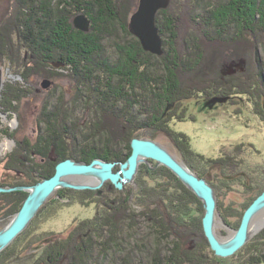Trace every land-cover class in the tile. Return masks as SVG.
<instances>
[{
	"label": "rangeland",
	"instance_id": "obj_1",
	"mask_svg": "<svg viewBox=\"0 0 264 264\" xmlns=\"http://www.w3.org/2000/svg\"><path fill=\"white\" fill-rule=\"evenodd\" d=\"M106 1L109 2V0ZM106 1L0 0V72L2 77L0 103L4 101L3 98L6 91L7 98L8 96L10 97L9 93L11 92L9 89H12L15 93L21 92L20 94L24 96L21 97L19 102L15 103V108L12 110L9 109L7 111L5 107H0V188H5L3 187L5 184H12V188L28 187V185L33 186L31 182L33 178L36 182L42 180L39 174L38 176L34 175L36 173L32 175V172L31 176H29L30 178H24L23 176L16 178L19 174L14 175L9 169L5 168L9 163L14 164V166H19L20 169L24 170L27 174L33 170V166L44 165V169L38 167L37 171L44 174L54 172L52 175L54 176L56 166L62 162L58 161L55 149H52L46 157L39 156L36 154V151H30L28 153L29 155L27 154L26 157L22 154L23 151L21 148L17 149L18 146L23 145V143L32 145L37 142L39 137H43V141L49 138L47 131H45V134L42 136V131L46 129L44 121L43 123L38 121V119H40V114H42V110L45 108L48 112L54 113L56 116L60 115V117H62L61 119H63L64 116L68 118L67 130L76 134L78 147L74 148V144L68 142L70 146L66 151L71 155H76V158H80L81 154H84V152H86L88 156L91 155L94 152H92L94 148H98L100 151L104 150L105 152L109 147L108 149L114 152L115 149H120V143L126 149L129 148L132 153L131 141L134 138L130 139L128 142L124 139L128 138V133L121 128L122 123H124L122 119L116 118V121L115 119L113 120V116L107 111L105 112L107 113L106 116H102V113L99 111L101 107L98 108V112L96 110L94 97L92 96V98L91 95L88 94L86 95V99L84 95L78 92L79 88L84 89L87 85L93 86L92 88L95 90L97 85H93L92 82H94V79L96 81V79L99 78L98 75L92 76L97 78L93 80L88 79V81L87 79L79 78L78 81L85 87L79 86L80 84H78L77 80L76 83L72 75L76 72L71 66L65 67L64 64L62 65L59 63L57 55L56 57L53 56L54 53H51L53 59L51 54L49 55L48 53V55H44L43 57L42 50L40 51V48H38L40 45L38 42H34L37 40L39 41L40 37L43 41H46V39L50 41L48 37L49 34L46 32L49 28H46L43 23V19H45L43 15H46L42 10L43 6H45L44 4H46V6H48L47 9L50 11L52 10L54 14L55 12L59 14L57 16L56 14L53 15V28L57 26L61 27L62 25L66 27L69 23L72 25L75 32L78 31L83 34L94 35L97 33V30L101 31L99 27L103 26V20L101 21L99 18L95 21L92 20V18L83 11H78L76 8L74 9V4L78 2L80 5L85 6L95 2L98 3L99 6L105 7L107 5ZM171 1L172 0H170L168 8L158 11L156 18L161 11H166L164 13L165 15L168 14L167 10L173 5H171ZM122 2V4L116 3L114 6L116 9L115 15L121 18L120 21H122V23L126 22L130 36H126L119 26H117L115 32L111 33L112 35L109 36L111 40L106 41L104 44L109 54L108 58H110V64L117 61L118 53H116V47L118 44L122 46L125 45L123 49L126 55L130 52L134 56V50L130 51L129 38H134L139 41L129 29L131 18L138 10L139 0H124ZM176 2H178V0ZM124 3H126V5H124ZM160 14L161 24H164L162 12ZM79 17H84L85 20H87V31H82L75 26V22ZM155 21L159 31L157 20ZM81 22L83 21H80V23ZM4 26L6 30L3 29ZM103 31L109 33L108 29L104 27L102 29V32ZM30 32H35L39 35V38L30 36L31 38H28L24 42L22 37H25L26 33L28 34ZM66 33H68L69 37L70 34H72L70 30L69 32L66 31ZM168 37H171L170 34ZM168 39L169 38H167V40ZM167 40L162 38V48L164 49V47H167L169 51H172V55L176 57L175 53H173L176 51V48L174 49L172 45L173 40L170 41L169 39L168 42ZM140 47L143 52L142 57L143 54H151L144 50L141 43ZM257 51L264 64L263 46H258ZM240 52V56L237 57L235 56L237 54L235 51L228 52L226 49L221 57L215 58L212 61L211 67H204L203 70H199L200 73L197 72V70L194 72L196 74L188 76L191 77V83H193L192 86H194V89L201 91L214 85H220L218 89L223 90L224 87L222 86L227 85L226 83L229 80L233 82V84L231 83L232 86L230 87L227 85L229 87L227 91L231 89L235 95L234 97H219L221 95L218 94L217 96L212 95L213 97L211 96L210 98H203L204 96L201 95L199 99L202 100H198L197 98H195V100H184V102L174 107L170 104L171 106H168V111L167 107L165 109V106H161L160 108L159 103L157 104L156 101H154L153 108L150 107V105L142 113L139 112L140 107L138 105L134 106L133 109L134 113L137 115H135V118L139 123H143L155 117V113L159 116V119L163 118L164 120L161 122L164 127L158 128L160 131H157L155 128L146 129L143 135L137 138L149 139L153 137L156 142L165 147L178 160H181L183 157L187 162L191 161L197 166L195 168L199 172L204 173L205 178L203 179L210 180L215 185L219 183L217 191L215 189L218 201L216 232L222 241L229 240L239 228L243 215L248 208H246L245 204L251 198L253 199L256 194L261 195L264 192V122L261 121L263 120L261 119L262 117L258 115L260 111L261 114H264V91L260 90L258 85V71L254 68L257 66L255 55L252 58L253 54L249 52L247 57L250 58L244 59L246 52L244 49ZM151 55L160 59L163 57L154 54ZM207 57L210 56L207 55ZM71 60H73V57ZM152 61L154 62V60ZM196 62L197 61H195V63ZM246 66L248 68H246ZM159 68L160 67H158V69ZM249 68L253 69L251 70L250 76L244 77L246 72L249 71ZM204 71H206L207 74H204ZM224 71L227 72L223 73ZM154 75H159L164 79L163 72L158 71ZM234 78H237L240 82H237ZM194 79L195 81H193ZM84 80L85 82L87 81V83H83ZM99 80L100 82L102 80L104 82L107 78H99ZM117 81V78L115 81L113 80V82L110 80L112 86L109 85V82L107 84L104 83V86L100 88V90L105 92L106 87H113L114 93H118V95L121 96ZM187 86L185 90H187ZM234 87H236V89H234ZM237 92H243L244 94L238 97L236 96ZM120 99L122 101L124 100V98ZM232 102L236 105L233 106L234 104H232ZM178 106H180V111L177 114H173L172 111L170 112V110L176 109ZM17 107L18 109L16 110ZM4 109L7 112H4ZM254 114H257L258 117L254 116ZM181 115H185V120L179 122ZM42 120L44 119L41 116L40 121ZM172 132L186 135L189 138L192 151L203 156L205 159L199 160L196 156L189 153L186 154L184 151L179 150L180 144L178 143L179 145H177L175 143L174 137L171 134ZM107 141H109L110 144ZM176 142L178 141L176 140ZM107 144H109L108 147ZM183 148L186 147L184 146ZM224 156L226 158L224 162L226 161L227 164H224L223 171L230 177L232 174L235 176V182H232V186L228 189H225V186L221 185L222 180H224L223 175H221L222 167L220 168L218 165L210 166L207 164V161L211 159H218L217 161L220 162V159L222 160ZM25 157L31 160L29 164L23 163L26 162ZM231 158H234V160L236 159L235 162L238 161L239 163L237 165L228 163ZM12 159L14 163L11 161ZM95 159H97V157L92 159L88 164L92 163ZM15 161L17 165H15ZM149 162L152 170L162 167L160 166L154 169L155 162L152 160ZM50 163L54 166H48ZM192 163L189 164L193 167ZM28 168H31V170L29 169V171ZM118 169L119 165L115 167V170ZM152 170L148 165L141 164L134 180L136 186L125 184L121 191L117 190L110 182H106L105 185L98 190L80 191L59 189L49 198L44 206L41 207L39 213L28 228L15 239L14 242L0 252V264H51L50 262H53V264H65L64 257L63 259L59 257L63 249L61 245L62 240L66 238L65 240L68 242L72 241L67 245L72 252L76 248V250L81 249L84 241L81 234L92 230L94 224H96V221L93 222L94 219L98 217L99 220L97 223L100 219L103 220V218L109 216L108 212L111 211L112 213V209H115L117 205L123 203V200L129 204L131 209H136L139 213L141 212V208L135 205L136 191H138L137 193L139 194L140 191H142V186L139 187L137 183L140 177L139 172H150ZM195 172L197 173L196 170ZM73 182L75 181L73 180ZM82 182H84L83 179L76 181V183L80 184H82ZM246 183H251V188H253L252 192H248L245 189L244 186ZM254 184L259 186L256 187ZM254 186L256 187L255 189ZM85 192H90L91 194L85 196ZM9 193L14 192H8V194ZM16 193H21L26 195V198L28 197V193L25 191H16ZM2 194L5 193H0V196ZM5 202L4 198L0 199V231L3 230L11 222L15 214L20 211L18 210V212L13 215L10 214L14 202L10 205L12 207L11 209ZM158 207L164 212L165 208L163 204L159 203ZM136 210L135 212H137ZM152 210H156V206H151L146 212L151 213ZM203 210L204 207L202 208V211ZM130 214L132 213L128 212L127 216H130ZM190 216L191 219L189 218V223L190 225L192 223L196 224V229H190V233L194 235L190 234L183 245L187 253V260L184 264H244L248 260V257L253 254L254 250L259 251L264 249V226L258 229L256 218L252 224V235L247 244L234 256L219 258L215 256L204 236L203 227L200 224L204 217V215L202 216V212L199 214L193 213ZM147 218H145V216H139L135 219V222H133L134 217L132 216L133 221H130L128 217L126 220H119L118 223L112 222V224H109L106 229V234L104 232L101 237L94 238V240L92 239V244L95 249L93 254H96V261L94 263L158 264V260L163 256L165 257L164 252L167 253L168 244L167 242L165 243V239H163V241L161 240V244L159 243L155 234L157 227L152 225L151 220L149 221ZM258 218L263 220L264 212L261 213ZM7 219L9 220L6 221ZM187 232H189V230H187ZM112 235H114V237L111 238ZM195 238L197 240H195ZM72 252H68L66 260L71 257ZM78 257L79 256L76 258Z\"/></svg>",
	"mask_w": 264,
	"mask_h": 264
},
{
	"label": "trees",
	"instance_id": "obj_2",
	"mask_svg": "<svg viewBox=\"0 0 264 264\" xmlns=\"http://www.w3.org/2000/svg\"><path fill=\"white\" fill-rule=\"evenodd\" d=\"M122 1L124 0H109V2L106 1L107 5L105 7L99 6L98 3L95 2L85 5L86 7L80 5L78 2L74 4V9L76 8L78 11H83L86 15L92 18V20L95 21L98 18L101 19V21L103 20V26L99 27L101 31L97 30V33L94 35L83 34L82 32L78 31L75 32L72 25L69 23L66 27L62 25L61 27L57 26L56 28H53V15H55L56 12L54 14V12L47 9L48 6L44 4L45 6H43L42 10L46 15H43L45 18L43 19V23L45 24L46 28H49V30L46 29L48 30L46 32L49 34L48 37L50 38V41L48 39L43 41L42 38H39V35H37L35 32L28 33L30 35L26 33V36L22 37V39L25 42L32 36L38 37L39 41H34V38L33 41L38 42L40 45L38 48H40V51L42 50V56L44 57V55H50L51 53H54V57L57 55L59 63L62 65L64 64L65 67L71 66L72 69H74L76 73L72 75L74 76L75 81H78L79 78L87 79V81L88 79L93 80L94 78H97L92 77L94 75H98V77L102 79L107 78V80H104V82L103 80L100 82L99 78H97L96 81L94 79V82L92 83L93 85H97L95 90L92 88L93 86L91 87L90 85H87V87H85L80 81H78V84H80L79 86L83 88L85 87L84 89L79 88L78 92L84 95L86 99V95L88 94H90L91 97L93 96L95 107L97 108L93 109H96L98 112V108L101 107V110L99 111L102 113V116H106L107 113L105 112L107 111L111 116H113V120L115 119L116 121V118L122 119L124 123H122L121 128L128 133V138H124L126 142L130 141V139L141 137L146 129L157 128V131H160L158 128L164 127L163 124H161V122L164 121L163 118L159 119V116L156 115V113L154 114L155 117L148 119L143 123H139L136 120V114L133 111L134 106L136 105L140 107L139 112L142 113L150 105V107L153 108L154 101H156L157 104L159 103L160 108L161 106H165L166 109V107L168 108V106H171L170 104H172L174 107L175 105L184 102V100H192L195 98L199 99L201 98V95L204 96L203 98H210L212 95L217 96L218 94L221 95L219 97H234L235 95L231 89L227 91V89L232 86L231 83L233 84V82H230L229 80L226 83L229 87L222 84V87H224L223 90L218 89L220 85H214L201 91L194 89V86H192L193 83H191V77H188L192 74H196L194 72L197 70V72L200 73L204 67H211L212 61L215 58L221 57L226 49L228 51H235L237 53L235 56L237 57L240 56V51L242 49H245L244 51L246 52V57L249 55V52L253 54L252 58L255 55L257 66L254 68L258 71V85L260 90L264 91V64L262 63L257 51L258 46H263L264 48V28H262L264 27V0H178V2H176L177 0H172L171 5H173L170 6V10L168 9V14L165 16L164 13L166 11H161L164 15L165 25L161 24L160 21L161 12L158 14L156 20L157 25L159 26V33L161 37L163 39L169 38L173 40L172 45L174 49L176 48V51L173 53H175L176 57L172 55V51H169L167 47H164L165 53L161 59L151 54H143L142 57L143 52L140 49L141 47L139 41L134 38H129L130 51L134 50L133 53L135 55L133 56L130 52H128L126 55V52L123 49L125 48V45L122 46L118 44L116 47V53H118L117 61L110 64V58H108L109 54L106 51L104 44L106 41L111 40L109 37L112 35L111 33L115 32L117 26H119L126 36H130L126 22H124L125 24L122 23V21H120L121 18H118V15H115L116 9L114 6L116 3L122 4ZM126 3H124V5H126ZM57 15L59 14H56V16ZM103 27L108 29L109 33H105L106 31L102 32ZM261 29L263 31H261ZM69 30L72 33L70 34V37L68 33H66V31L69 32ZM169 34L171 37H168ZM52 54L51 57L53 59ZM207 55L210 57H207ZM245 56L244 59L250 58H246ZM72 57L73 60H71ZM152 60H154V62ZM195 61L197 62L195 63ZM158 67L160 68L158 69ZM251 70L253 69L249 68V71L246 72L244 77L250 76L252 72ZM158 71L163 72L164 79L159 75H154ZM226 72L224 71L223 73ZM205 73L207 74L206 71H204V74ZM84 74L85 76H83ZM116 78L118 80L117 83L119 84L118 87L120 89L121 96H119L118 93H113V87H106L105 92L100 90V88L104 86V83L107 84L109 82V85L112 86L111 82H113V80L115 81ZM235 80L240 82L237 80V78ZM87 81L85 82L84 80L83 83H87ZM193 81H195V79ZM186 86L187 90H185ZM234 89H236V87H234ZM9 90L11 92L9 93L10 97L8 96L7 98L6 91L4 93V101L0 103V106L2 108L5 107L7 111L9 109H14L15 103L19 102L21 97H24L20 94L21 92L15 93V91L12 89ZM242 94L244 93L237 92L236 96L239 97ZM120 98H124V100L122 101ZM232 104L234 103L232 102ZM235 105L236 104L233 106ZM177 108L170 110V112L172 111L173 114H177L180 111V108ZM17 109L18 107L16 110ZM7 111L5 110L4 112ZM262 114L261 111L258 112V115H260V117H262L261 119H263L261 121L264 122V114ZM258 115L254 114V116L257 117ZM41 116L44 119L42 121H40ZM39 118L40 119H38V121L41 123L44 121L46 128L44 131H42V136L45 134V131H47L49 138L44 139L43 141V137H39L37 142L33 143L32 145L29 143H23V145L18 146L17 149L21 148L23 151L22 154L26 157L30 151H36V154L39 156L46 157L52 149L56 150L59 162L67 159H77V161L89 163L96 157L111 162H125L131 155V150L129 148L126 149L123 147L121 143L119 144L120 149H115L114 152L109 150L108 146L110 142L107 141L109 144H107L108 148L105 152L104 150L100 151L98 148H94L95 150H92V152H94L91 155L88 156L86 152H84L85 155L81 154L82 158H76V155H71L66 151L70 144H74V148L78 147L76 134L67 130L68 118L64 116V118L61 119L62 117H60V115L56 116L54 113L48 112L46 108L42 110V114H40ZM184 118L185 115H181V119L183 120ZM171 134L173 135L174 140H177L178 143L181 144L179 145V150L183 149L182 151H184L186 154L189 153L194 155L199 160L205 159L203 156L192 151L189 138L186 135L174 132ZM184 146L186 147V150L183 148ZM217 160L218 159H211L207 161V164L210 166L218 165L220 168L223 167L225 163L227 164V162H224V159H222L223 161L220 159V162ZM235 161L236 159L234 160V158H231L228 163L237 165L239 162ZM12 162L14 163L13 159ZM15 165H17L16 161ZM52 165L53 164L50 163L48 166ZM38 167L44 169L45 166L37 165L33 166L32 168L34 171H36L37 175L39 174L41 179H48L52 177L54 172L43 175L42 172L37 171ZM195 167L197 166L193 164L194 170L197 171L196 174L201 178H205L204 173L199 172ZM223 168L221 170V175H223L224 180H222V183H220L222 186H225V189H228L230 186H232L231 183L235 182V176H233V174L231 177L226 175V173L223 171ZM33 170L28 173L29 176H31V172L33 173ZM152 171L139 172L140 177L138 178L137 183L139 187L142 186V191H140V194L137 193L138 191H136L135 200L137 203L135 202V205L141 208V212L139 213V211L134 208L137 211L135 212V210L131 209L129 204L123 200V203L117 205L115 209H112V213L111 211L108 212L109 216H106L107 218L105 217L103 220L100 219L101 222L99 221L98 223V217L93 220V222L97 220L96 224L93 226V229L89 232L81 234L84 239L81 249L76 250V248L72 252L67 247V245H69L72 241L68 242L67 240H62L61 245L63 249L61 251L59 248V250L64 255L60 253L59 257H62V259L64 257V260H66L68 257L67 252H72L71 257L65 261V264H92V262L95 264L94 262L96 261V254H93L95 249L92 244V239L94 240V238L101 237L104 232L106 234V229L109 224H112V222L118 223L119 220H126L128 217L130 221L134 220L133 222H135V219L139 216H145V218L148 217L147 219L149 221L151 220L152 225L157 227L155 234L156 238L159 240V243L161 240L163 241V239H165V243L167 242L168 244L167 253L164 252L166 258L164 256L160 258L161 262L159 259L158 264H184L186 262L187 253L184 250L183 245L189 235L193 234L190 233V229H196V224L192 223L190 225L189 223V218L191 219L190 215L193 213L199 214L202 212L203 216L205 211H202V203L197 199V197L191 191H189L168 169L161 167ZM207 181L217 191V186L219 183L215 185L212 181ZM31 182L34 183L33 185L38 183L34 179H32ZM255 186L254 189L259 185L256 187ZM244 187L248 192L253 191V188H251V183H246ZM89 193L90 192H85L84 194L88 195ZM259 195L260 194H256L253 199L251 198L245 204L246 208L249 207ZM0 198H4L6 200V204L10 209L12 208L10 205L14 202L12 205V212L10 213L13 215L21 209L26 195H21V193L2 194ZM159 203L163 204V207L165 208L164 212L162 209H160V207H158ZM151 206H156V210H152L151 213L146 212ZM128 212L132 214L127 216ZM132 216L134 217L133 220ZM8 220L9 219L6 221ZM200 224L202 226V223ZM187 230H189V232H187ZM112 237H114V235H112L111 238ZM195 240L197 239L195 238ZM77 256L79 257L76 258ZM50 263L53 264V262ZM244 264H264V249L259 251L254 250L253 254L248 257V260Z\"/></svg>",
	"mask_w": 264,
	"mask_h": 264
},
{
	"label": "water",
	"instance_id": "obj_3",
	"mask_svg": "<svg viewBox=\"0 0 264 264\" xmlns=\"http://www.w3.org/2000/svg\"><path fill=\"white\" fill-rule=\"evenodd\" d=\"M169 4L170 0H139L138 10L132 16L129 24L131 33L139 39L144 50L157 56H163L164 49L162 48V38L156 26V15L159 10L168 8ZM80 21L83 22L80 23ZM87 25L88 22L84 17H79L75 22V26L82 31H87ZM1 88L2 77L0 72V93ZM131 148L132 153L125 162H108L97 158L88 164L75 159H67L56 166L54 176L42 179L33 186L0 188V193L16 191L28 193L20 211L0 231V252L28 228L41 207L57 190H98L106 182H110L117 190L121 191L125 184L136 186L134 180L141 164L148 165L152 170L150 160L156 163L154 169L160 166L168 169L202 202L205 211L202 219L203 233L215 256L219 258L234 256L247 244L252 235L253 222L264 211V192L247 208L234 235L229 240L222 241L216 232L218 201L213 186L207 180L199 177L183 157L178 160L153 137L149 139L134 138L131 141ZM117 165H119V169L115 170ZM70 176L94 178L97 185L74 184L70 182Z\"/></svg>",
	"mask_w": 264,
	"mask_h": 264
},
{
	"label": "bare ground",
	"instance_id": "obj_4",
	"mask_svg": "<svg viewBox=\"0 0 264 264\" xmlns=\"http://www.w3.org/2000/svg\"><path fill=\"white\" fill-rule=\"evenodd\" d=\"M264 2V1H263ZM263 4V3H262ZM169 7V6H168ZM168 11V10H167ZM134 12V11H133ZM169 12V11H168ZM164 13V12H163ZM205 14V13H204ZM7 15V14H6ZM10 15V14H9ZM8 16V15H7ZM6 16V17H7ZM166 16V15H165ZM175 16V15H174ZM5 17V18H6ZM163 17H164V15H163ZM169 17V16H168ZM209 17V16H208ZM7 19V18H6ZM205 19V18H204ZM8 20V19H7ZM160 20V19H159ZM9 21H10V19H9ZM164 21V20H163ZM209 21V20H208ZM170 22V21H169ZM203 22V21H202ZM5 23V22H4ZM3 23V24H4ZM163 24V23H162ZM7 25V24H6ZM165 25V24H164ZM202 25V24H201ZM263 25V24H262ZM8 26V25H7ZM199 26V25H198ZM201 27V26H200ZM8 28V27H7ZM198 28V27H197ZM202 28V27H201ZM238 28V27H237ZM261 28V27H260ZM262 28H264V27H262ZM3 29H5V26H4V28ZM210 29V28H209ZM6 30V29H5ZM261 31H263L262 29H261ZM242 32V31H241ZM206 34V33H205ZM243 34V33H242ZM241 34V35H242ZM2 36V35H1ZM4 36V35H3ZM227 36V35H226ZM201 37V36H200ZM177 39V38H176ZM1 40V39H0ZM165 40H167V39H165ZM167 41H169V39L167 40ZM170 41H172L171 39H170ZM203 43V42H202ZM248 43V42H247ZM262 43V42H261ZM237 44V43H236ZM242 44V43H241ZM255 44V43H254ZM80 45V44H79ZM247 45V44H246ZM90 46V45H89ZM94 46V45H93ZM252 48V47H251ZM92 49V48H91ZM245 50V49H244ZM248 50V49H247ZM90 51V50H89ZM86 52H87V49H86ZM229 52V51H228ZM234 52V51H233ZM241 53V52H240ZM1 54V53H0ZM230 54V53H229ZM226 58V57H225ZM237 58V57H236ZM247 58V57H246ZM218 61V60H217ZM248 65V64H247ZM99 67V66H98ZM114 67V66H113ZM100 68V67H99ZM246 68H248L247 66H246ZM111 69V68H110ZM40 70V69H39ZM248 70V69H247ZM244 71V70H243ZM91 72V71H90ZM219 72V71H218ZM45 73V72H44ZM88 73V72H87ZM119 73H121V72H119ZM122 74V73H121ZM83 76H85V74L83 75ZM81 77V76H80ZM224 77V76H223ZM85 78V77H84ZM226 81V80H225ZM254 81V80H253ZM102 82V81H101ZM228 82V81H227ZM226 83V82H225ZM253 83V82H252ZM91 91V90H90ZM112 91V90H111ZM114 93V92H113ZM139 96V95H138ZM229 97V96H228ZM192 100H195V99H192ZM198 100H202V99H198ZM88 101V100H87ZM178 101V100H177ZM130 102V101H129ZM132 104V103H131ZM1 107V106H0ZM180 107V106H179ZM178 107V108H179ZM177 108V109H178ZM56 111V110H55ZM179 117V116H178ZM185 119V118H184ZM184 119L182 120L181 119V117H180V120H179V122H182V121H184ZM178 122V121H177ZM107 126V125H106ZM149 126H151V125H149ZM156 130H157V128H156ZM150 131V130H149ZM71 132V131H70ZM152 132H153V130H152ZM73 134V133H72ZM73 136V135H72ZM176 142V141H175ZM177 144H178V142H176ZM179 145V144H178ZM181 145V144H180ZM180 147V146H179ZM183 150V149H182ZM185 150H186V148H185ZM188 151V150H187ZM83 153V152H82ZM57 154V153H56ZM184 155V154H183ZM224 155V154H223ZM226 155V154H225ZM84 156V155H83ZM107 156H109V155H107ZM186 157V156H185ZM58 158V157H57ZM87 158V157H86ZM224 158H225V156H224ZM223 158V159H224ZM187 159V158H186ZM188 160V159H187ZM224 160H226V158L224 159ZM223 161V160H222ZM226 162V161H225ZM7 163V162H6ZM188 163H191V162H188ZM156 164V163H155ZM223 168V167H222ZM44 174V173H43ZM42 175V174H41ZM149 175H150V173H149ZM34 179V178H33ZM83 179V181L84 182H82V184H88V185H97V181H96V179H94V178H85V177H79V176H70L69 177V180H70V182H72V183H76V181H80V180H82ZM73 180L75 181V182H73ZM29 182V181H28ZM35 182V181H34ZM31 184V183H30ZM34 184V183H33ZM76 184H80V183H76ZM155 184V183H154ZM58 191V190H57ZM82 191H85V190H82ZM55 193V192H54ZM90 194V193H89ZM99 194V193H98ZM21 195H23V194H21ZM85 195V194H84ZM102 195V194H101ZM195 195V194H194ZM53 196V195H52ZM80 196V195H79ZM86 196V195H85ZM24 197V196H23ZM51 197V196H50ZM49 197V198H50ZM198 199V198H197ZM49 200V199H48ZM47 200V201H48ZM199 200V199H198ZM176 201V200H175ZM200 201V200H199ZM180 202V201H179ZM11 207V206H10ZM7 212V211H6ZM264 212V211H263ZM262 212V213H263ZM259 215H261V214H259ZM97 221V220H96ZM174 221V220H173ZM257 222H258V225H257V228L259 229V228H261L262 226H264V219L262 220L261 218H258L257 217V220H256ZM261 221V222H260ZM263 221V222H262ZM84 223H85V221H84ZM81 224V223H80ZM85 230V229H84ZM21 235V234H20ZM19 235V236H20ZM67 243V242H66ZM75 247V246H74ZM68 253V252H67ZM58 259V258H57ZM69 259V258H68ZM134 259V258H133ZM52 260H53V258H52ZM66 261V260H65ZM64 263V262H63ZM84 263V262H83Z\"/></svg>",
	"mask_w": 264,
	"mask_h": 264
},
{
	"label": "flooded vegetation",
	"instance_id": "obj_5",
	"mask_svg": "<svg viewBox=\"0 0 264 264\" xmlns=\"http://www.w3.org/2000/svg\"><path fill=\"white\" fill-rule=\"evenodd\" d=\"M76 160V159H75ZM12 161V160H11ZM26 162H23V163H26V164H29L30 163V159H28V158H26V160H25ZM23 163H20V164H23ZM29 167V166H28ZM5 168H7V169H9L10 170V172H12V174H14V175H18V177H16V178H19V177H21V176H23L24 178H30L29 177V174H27V173H25L24 172V170H21L20 169V167L18 166V167H16V166H14V164H11V163H9L8 165H6L5 166ZM31 170V168H28V170ZM29 170V171H30ZM34 173H36V171H33V173L32 174H34ZM34 175H37V173L36 174H34ZM38 176V175H37ZM14 186V185H13ZM29 186V185H28ZM3 187H5V188H12V184H5ZM14 193H16V192H14ZM14 193H9V194H14ZM102 193V192H101ZM101 193H99V194H101ZM5 194H8V193H5ZM1 199V198H0ZM5 200V199H4ZM6 201V200H5ZM2 204V203H1ZM5 204H6V202H5ZM66 239V238H65ZM64 239V240H65Z\"/></svg>",
	"mask_w": 264,
	"mask_h": 264
}]
</instances>
